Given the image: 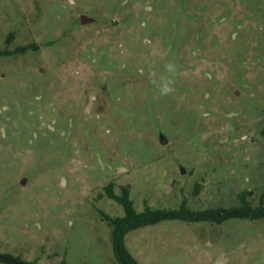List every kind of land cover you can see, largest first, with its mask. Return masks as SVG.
Wrapping results in <instances>:
<instances>
[{
	"label": "rangeland",
	"instance_id": "rangeland-1",
	"mask_svg": "<svg viewBox=\"0 0 264 264\" xmlns=\"http://www.w3.org/2000/svg\"><path fill=\"white\" fill-rule=\"evenodd\" d=\"M23 46L0 57V255L118 264L108 184L138 213L258 206L264 0H0V50ZM124 245L138 264H264V218L165 220Z\"/></svg>",
	"mask_w": 264,
	"mask_h": 264
},
{
	"label": "trees",
	"instance_id": "trees-1",
	"mask_svg": "<svg viewBox=\"0 0 264 264\" xmlns=\"http://www.w3.org/2000/svg\"><path fill=\"white\" fill-rule=\"evenodd\" d=\"M31 47L32 46H23L21 48L15 49L13 52L0 50V57L25 53L29 51ZM104 191L107 198L114 200L116 203L121 205L124 210V215L122 217L106 218L109 226L112 228L111 236L113 254L118 264H138L128 253L124 245L125 235L130 231L155 225L161 221L180 220L185 222H207L221 224L228 219L257 220L264 218V196H261L258 206L251 207L246 202L245 195L248 194L246 192L242 193L240 196V207L227 210L206 209L203 211H191L186 207V204L183 201L178 210L152 209L145 204L144 210L138 213L134 210L133 203L129 198L128 187H121L120 193L115 194L112 184H108L104 187ZM0 256L7 259H0V263L2 264H36L35 262H23L7 255ZM8 260H12L13 262H9Z\"/></svg>",
	"mask_w": 264,
	"mask_h": 264
},
{
	"label": "clouds",
	"instance_id": "clouds-1",
	"mask_svg": "<svg viewBox=\"0 0 264 264\" xmlns=\"http://www.w3.org/2000/svg\"><path fill=\"white\" fill-rule=\"evenodd\" d=\"M166 70L168 73L170 74H174L176 72V66L175 64H168L166 65ZM154 84L156 83L155 81L153 82ZM172 81L171 80H165V81H161L159 83V89H160V94L161 95H168L170 94L174 89L171 86Z\"/></svg>",
	"mask_w": 264,
	"mask_h": 264
},
{
	"label": "water",
	"instance_id": "water-1",
	"mask_svg": "<svg viewBox=\"0 0 264 264\" xmlns=\"http://www.w3.org/2000/svg\"><path fill=\"white\" fill-rule=\"evenodd\" d=\"M79 22H80V24L81 25H86V24H89V23H91V22H93V19H91V18H89V17H87V16H85V15H81L80 17H79ZM159 143L161 144V145H165L166 143H167V140L162 136V135H160L159 136ZM181 173L182 174H184V170L183 169H181ZM24 182L22 181V184H23ZM0 259L1 260H7V259H5L4 257H2V256H0ZM9 262H13L12 260H8ZM16 264H18V263H16Z\"/></svg>",
	"mask_w": 264,
	"mask_h": 264
}]
</instances>
